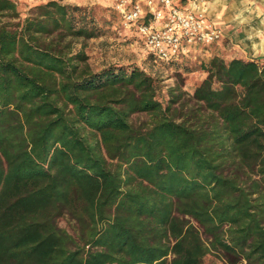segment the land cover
<instances>
[{
	"label": "trees",
	"instance_id": "trees-1",
	"mask_svg": "<svg viewBox=\"0 0 264 264\" xmlns=\"http://www.w3.org/2000/svg\"><path fill=\"white\" fill-rule=\"evenodd\" d=\"M99 32L80 6L0 0V264H264V62L199 59L164 104L139 67L93 70Z\"/></svg>",
	"mask_w": 264,
	"mask_h": 264
},
{
	"label": "rangeland",
	"instance_id": "rangeland-1",
	"mask_svg": "<svg viewBox=\"0 0 264 264\" xmlns=\"http://www.w3.org/2000/svg\"><path fill=\"white\" fill-rule=\"evenodd\" d=\"M18 4L21 17L32 14L35 7L38 5L46 4L50 0H15ZM63 4H71L86 8L94 17L98 27L99 35L85 42V51L88 55V61L95 71H100L109 67H139L152 76L160 80L162 90L160 91V100L166 104L169 99L168 90L177 84L182 85L183 90L188 94H193L196 86L203 80L202 70H197L200 64L199 59H207L212 55H215L217 51L216 47L212 46L210 49L211 55L208 56L204 53L193 56L189 62L187 68L193 71H185L182 68H177L171 64L155 63L151 59V55L143 42L133 35V32L126 30L119 16L115 13L114 9L104 0H57ZM221 8L226 9L227 19L230 12H233L234 8H240L244 11L243 17H240L242 22L241 26L248 21L259 22L264 27V18L261 16L252 17L251 10L263 9L264 13V0H219ZM261 21V22H260ZM245 25V24H244ZM228 26L227 22L225 27ZM224 46L226 48L231 47V40H228L225 36ZM80 47V44H78ZM210 48V47H209ZM208 48V49H209ZM220 53V52H219ZM218 53V54H219ZM222 56L225 60H229L228 53L224 52ZM198 59V61H197ZM185 68V67H184ZM150 121V118L145 113L134 114L131 117V122L135 126H145ZM57 224L60 228L65 229L73 236H77L78 226L76 221L69 215L64 214L57 219ZM203 264H225V259L222 253L211 252L205 259Z\"/></svg>",
	"mask_w": 264,
	"mask_h": 264
},
{
	"label": "built area",
	"instance_id": "built-area-1",
	"mask_svg": "<svg viewBox=\"0 0 264 264\" xmlns=\"http://www.w3.org/2000/svg\"><path fill=\"white\" fill-rule=\"evenodd\" d=\"M104 1L114 9L123 27L143 42L156 63L183 62L206 54L224 37L204 9L184 7L178 0Z\"/></svg>",
	"mask_w": 264,
	"mask_h": 264
},
{
	"label": "crops",
	"instance_id": "crops-1",
	"mask_svg": "<svg viewBox=\"0 0 264 264\" xmlns=\"http://www.w3.org/2000/svg\"><path fill=\"white\" fill-rule=\"evenodd\" d=\"M219 0H178L177 2L187 8L200 7L205 10L207 16L220 28L223 30L224 37L231 40L232 46L226 48L224 46V40H220L214 43L212 46L218 47L216 54L223 55L224 52L228 53L229 60L233 58L241 59H258L264 62V27L259 22L248 21L241 26V18L244 15V11L240 8H234L233 12H230L227 19L226 9L221 8V3ZM252 17L261 16L264 18L263 9L251 10ZM228 26L225 27V24ZM210 46L206 55L210 56L212 48ZM220 52V53H219ZM219 53V54H218ZM204 55V54H202ZM203 79L206 77V73L203 74Z\"/></svg>",
	"mask_w": 264,
	"mask_h": 264
}]
</instances>
